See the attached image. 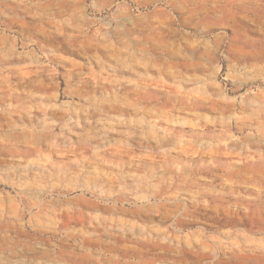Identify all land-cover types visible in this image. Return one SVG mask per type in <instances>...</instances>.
Returning a JSON list of instances; mask_svg holds the SVG:
<instances>
[{
    "label": "clouds",
    "instance_id": "9594fccd",
    "mask_svg": "<svg viewBox=\"0 0 264 264\" xmlns=\"http://www.w3.org/2000/svg\"><path fill=\"white\" fill-rule=\"evenodd\" d=\"M0 264H264V0H0Z\"/></svg>",
    "mask_w": 264,
    "mask_h": 264
}]
</instances>
